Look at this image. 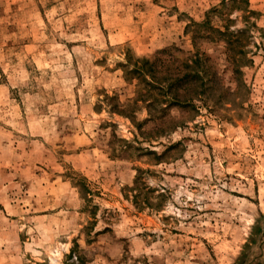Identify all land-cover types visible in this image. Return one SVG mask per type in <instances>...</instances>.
I'll list each match as a JSON object with an SVG mask.
<instances>
[{
  "label": "rangeland",
  "instance_id": "rangeland-1",
  "mask_svg": "<svg viewBox=\"0 0 264 264\" xmlns=\"http://www.w3.org/2000/svg\"><path fill=\"white\" fill-rule=\"evenodd\" d=\"M193 30L246 86L151 115ZM0 264H264V0H0Z\"/></svg>",
  "mask_w": 264,
  "mask_h": 264
},
{
  "label": "trees",
  "instance_id": "trees-1",
  "mask_svg": "<svg viewBox=\"0 0 264 264\" xmlns=\"http://www.w3.org/2000/svg\"><path fill=\"white\" fill-rule=\"evenodd\" d=\"M204 24L194 22L190 27H203ZM210 29V33H202L207 38L211 32L224 34L219 28L210 26ZM192 32L194 52L189 55L177 57L170 53L171 48H166L152 57L136 59L130 70L125 69V73L131 74L130 78L137 82V100L147 103L150 114L155 109L162 114L161 118H164L169 109L175 107L197 110L199 103L207 105L208 100L215 98L214 93L218 85L237 83L246 86L245 81L239 78L242 67L248 62L246 52L239 57L231 53L238 42L237 37L230 32L226 35L227 39H224L227 49L225 60H228V65L220 72L218 63L199 49L197 38L201 35L194 33V30ZM227 70L231 71L229 80L223 79L221 74Z\"/></svg>",
  "mask_w": 264,
  "mask_h": 264
}]
</instances>
